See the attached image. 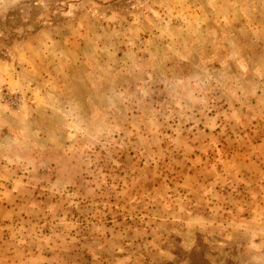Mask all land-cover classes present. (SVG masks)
Segmentation results:
<instances>
[{"label": "rangeland", "instance_id": "374dc122", "mask_svg": "<svg viewBox=\"0 0 264 264\" xmlns=\"http://www.w3.org/2000/svg\"><path fill=\"white\" fill-rule=\"evenodd\" d=\"M0 264H264V0H0Z\"/></svg>", "mask_w": 264, "mask_h": 264}]
</instances>
